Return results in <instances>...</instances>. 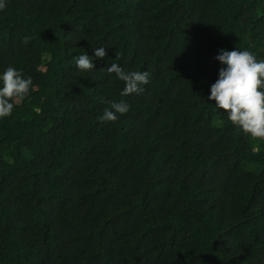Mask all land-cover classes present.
<instances>
[{
    "label": "trees",
    "instance_id": "trees-1",
    "mask_svg": "<svg viewBox=\"0 0 264 264\" xmlns=\"http://www.w3.org/2000/svg\"><path fill=\"white\" fill-rule=\"evenodd\" d=\"M6 5L0 74L33 84L0 118V264H264V140L209 99L221 49L264 59V0Z\"/></svg>",
    "mask_w": 264,
    "mask_h": 264
},
{
    "label": "clouds",
    "instance_id": "clouds-1",
    "mask_svg": "<svg viewBox=\"0 0 264 264\" xmlns=\"http://www.w3.org/2000/svg\"><path fill=\"white\" fill-rule=\"evenodd\" d=\"M6 0H0V11L6 8ZM30 38L25 37V43ZM95 56L104 58L107 52L103 46L95 48ZM226 67L219 69L218 79L211 85L210 100L215 106L227 113L231 123L239 127L253 139L264 140V59L257 60L248 50L237 48L229 51L221 49L215 57ZM74 62L81 71H91L95 68L92 57L87 53L78 55ZM107 73H115L125 86L121 96L140 94L144 91L142 85L150 82L148 71H126L119 64L113 63L107 67ZM0 118L10 116L15 104L29 94L33 84L32 78H24L22 70L12 66L0 74ZM110 107L103 110V115L97 119L100 122H114L117 114L123 115L129 111V105L109 101Z\"/></svg>",
    "mask_w": 264,
    "mask_h": 264
}]
</instances>
